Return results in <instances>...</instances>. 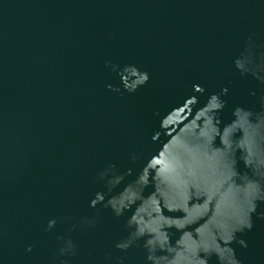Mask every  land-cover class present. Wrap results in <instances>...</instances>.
I'll list each match as a JSON object with an SVG mask.
<instances>
[{
  "label": "water",
  "instance_id": "95a60500",
  "mask_svg": "<svg viewBox=\"0 0 264 264\" xmlns=\"http://www.w3.org/2000/svg\"><path fill=\"white\" fill-rule=\"evenodd\" d=\"M249 37L264 55V0H0V264H116L109 254L145 264L142 248L115 249L136 205L117 218L90 201L118 195L162 145L197 127L204 110L193 116L187 99L196 110L226 87L225 124L236 105L261 108L264 84L233 63ZM125 66L150 80L129 93ZM110 163L131 174L109 193L99 173ZM261 212L264 203L238 234L247 248L231 245L241 264H264ZM58 236L75 256L57 257Z\"/></svg>",
  "mask_w": 264,
  "mask_h": 264
},
{
  "label": "clouds",
  "instance_id": "9594fccd",
  "mask_svg": "<svg viewBox=\"0 0 264 264\" xmlns=\"http://www.w3.org/2000/svg\"><path fill=\"white\" fill-rule=\"evenodd\" d=\"M253 47L249 37L233 63L242 76L250 75L264 84V55L257 57ZM123 74V85L129 93L150 80L147 71L135 66H125ZM196 91L204 89L197 87ZM227 91L225 87L212 94L206 105L196 110L192 106L197 101L187 99L194 100L193 116L200 110L206 113L201 114L197 127L186 130L167 148L162 145L146 161L137 178L118 195L106 199L104 192L95 193L90 207L101 204L117 218L136 205L124 225L127 235L115 243L117 252L127 254L132 248H142L145 264H212L213 258L215 264H241L231 245L247 248V242L238 234L253 228L252 215L264 203V98L259 110L236 105L231 121L225 124L219 113L227 105L222 98ZM175 109L162 119V131L173 127L170 117ZM187 123L184 121L180 127ZM161 149L156 166L146 169ZM137 158L131 155L133 163ZM129 174L131 170L118 173L116 165L110 163L99 178L105 181L110 193ZM149 187L152 190L146 196ZM259 216L264 218V212ZM82 223L87 227L96 225L95 219L84 218ZM55 224V220H50L47 230ZM57 240H63L57 257L77 254L71 238L64 240L58 236ZM113 259L116 264H124L125 256H105V260ZM60 264L68 261L61 259Z\"/></svg>",
  "mask_w": 264,
  "mask_h": 264
}]
</instances>
